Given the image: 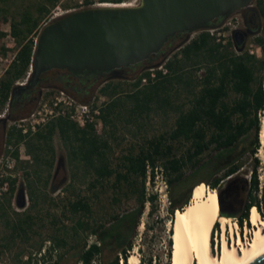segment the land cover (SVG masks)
<instances>
[{"label":"trees","instance_id":"trees-1","mask_svg":"<svg viewBox=\"0 0 264 264\" xmlns=\"http://www.w3.org/2000/svg\"><path fill=\"white\" fill-rule=\"evenodd\" d=\"M10 1L12 0H0L3 5L0 7V20L9 23L8 35L13 41L11 48L0 46V54L4 57L10 54L11 57L0 76V114L7 108L12 120L24 119L25 115L31 113L26 109L35 107L38 103L39 95L35 96V93L43 84L48 88L45 99L56 92H64L76 102L92 104L93 107H96L101 98L106 99L100 104L99 118L102 126L111 125L115 129V120L120 117L126 126L133 125L139 130L143 126L142 121L147 120L151 113L175 114L169 131L146 138L140 145H131L115 166L108 156L110 147L94 124L79 126L68 116H58L35 132L28 130L23 133L15 124L9 126L5 137V150L8 154V147H11L10 156L15 160V169H20L26 177L28 200L31 201L29 210L36 208L39 186L46 188L50 184L51 170L56 158V135L67 151L68 162H77L76 167L81 165L85 173L93 175L88 182L90 191L102 189L109 183L114 191L120 192L125 186L129 193L136 195V210L128 212L121 219L119 216L112 217L113 221L120 219L117 227L128 229L127 235L118 240V233L105 232L103 225H95L90 230L102 241L101 245L93 244L87 248L84 243L73 247L74 264H92L95 257L99 259L97 264H120V260L122 264H128L133 248L131 238L145 205L148 203L150 206L148 219H151L157 210L156 194H147L145 191L148 168L151 169V179L154 178L156 169L165 175L170 198L167 213L173 222L175 214L190 204L192 191L196 187L204 183L208 189L218 191L226 180L232 183L231 179L243 174L248 154L249 158H253L249 182L246 179L241 180L243 185L239 187L240 192L236 191L227 200L230 205L227 209L220 205L219 215L233 219L240 228L251 225L250 213L253 209H256L264 220V187L259 186V162L257 157H254L261 143L260 115L264 110V0H256L253 3L261 18L258 28L260 31L254 38L258 52L250 53L249 49L238 52V47L232 41L227 40L223 45L208 31H202L187 43L180 42L173 51L165 52L171 41L186 36L178 33L145 61L116 71H47L25 96H21L22 93L14 96L13 89L16 83L24 80L29 73L41 24L62 0H32L16 15L9 14ZM123 1L85 0L84 7H91L95 3L120 4ZM63 6L77 8L69 3H63ZM220 23L222 22H219V26ZM211 26L217 27L216 24ZM5 35L0 32V37ZM177 47L179 48L176 49ZM145 64L151 66L145 67L131 78L124 74ZM161 64L167 69V74L156 72L155 78L152 79L149 69ZM202 68L203 74L196 78L195 72ZM143 79H146L144 84ZM182 94H186V103L177 102ZM28 100L31 103L25 107ZM20 145L24 146L30 161L20 159ZM43 175L45 179L41 181ZM137 181H140L139 189L135 187ZM189 183L188 194L181 199L180 187ZM16 185L17 178H11L9 193L0 203V219L4 220V225L9 230L7 236L0 238V250L8 249L17 239L28 241L31 235L38 234L37 231L43 227L45 219L39 212L32 215L26 211L21 214L14 212L16 219L11 220L9 212L14 207L12 201L16 194ZM60 188L61 184H52L50 190L54 193ZM93 195L97 197V192ZM232 202L239 203V206L231 207ZM61 208V215H87L91 212L89 198L80 195H76L74 199H66ZM156 220L164 224L157 215ZM130 221H133L132 230L126 226ZM59 222L55 215L51 216L49 221L54 227ZM213 227L214 231L218 230V223ZM88 229L86 222L78 220L73 233ZM152 230L153 227L147 221L144 234L147 236ZM172 233L173 229H170V237ZM108 237L112 238V243H106ZM55 246L66 247L67 243L59 238L55 240ZM104 251L112 252V256L101 259ZM139 251H142L141 247ZM172 252L170 238L167 241L165 264H172ZM50 253L51 249H48L46 254L39 258L18 259L16 264H62L64 255L58 256L54 262H47ZM139 260V264H152L151 259L147 263L144 257Z\"/></svg>","mask_w":264,"mask_h":264},{"label":"rangeland","instance_id":"rangeland-1","mask_svg":"<svg viewBox=\"0 0 264 264\" xmlns=\"http://www.w3.org/2000/svg\"><path fill=\"white\" fill-rule=\"evenodd\" d=\"M32 0H12L8 2L9 6V14L16 15L18 12L21 11L22 8L28 6ZM63 3L71 2L69 0H62ZM129 1V0H127ZM132 1V0H131ZM2 3L0 2V7H2ZM234 19L238 22V29L237 30H244L246 27L242 15L236 14L234 15ZM47 22V18L44 19L41 27ZM224 22L220 23V26ZM219 26V23L216 24ZM219 26V27H220ZM248 26H252V24L248 23ZM39 28V30L41 29ZM215 26H213L214 28ZM252 29L254 27H251ZM255 29V28H254ZM9 23H4L0 20V32L5 33V36L0 37V46H5L7 48L13 47V41L10 38L9 34ZM38 30V32H39ZM260 29H258L254 34L248 35L245 40V49L253 50L254 52H258V47L254 44V38L257 36ZM221 32V30H219ZM200 33V32H198ZM198 33L192 34L190 39L195 37ZM186 36L177 38L170 42V45L167 47L165 52L173 51L176 46L180 44V42H184ZM227 40L233 42L232 33L225 34L221 36L220 42L224 45ZM10 54L7 56H2L0 54V76L2 75L5 68L8 66L10 62ZM160 59V58H159ZM150 67L151 64H145L142 67L134 70V71H126L124 74H127L129 78L133 77L134 75L138 74L142 69L145 67ZM203 68L195 72L196 78L200 77L203 74ZM27 76L24 80L20 81L19 83H25ZM17 84V83H16ZM264 85V82H263ZM48 92V88L46 85H42L39 89L36 90L35 96L39 95V101L35 105V107H31L30 109H26L27 112H31L29 115H25V118H28L32 113L36 112L43 104H48L54 97L59 95V92L54 93L51 97L45 99V94ZM106 101V99L101 98L99 100V104ZM178 103H186V94H182L178 101ZM32 110V111H31ZM26 112V111H25ZM7 108L0 114L6 115ZM15 116V115H14ZM175 118V114L173 112H168V114H163L161 112L151 113L147 120L142 121L143 126L141 129H137L133 125L126 126L122 117L118 120H115V124L117 128H113L111 125L97 127L98 131L101 133L102 138L107 141L110 150L108 151V156L113 166L118 163V159L126 153V151L130 148L131 145H140L142 141L146 138H150L152 136L158 135L164 131H169L173 125ZM261 125L264 121V110L261 112L260 115ZM19 120L14 121L10 120L7 124L11 126L13 124L18 125ZM102 129V130H101ZM3 137L2 128H0V138ZM261 140H259V143ZM54 147L56 151V158L55 164L53 169L51 170V178L50 184L44 188L41 185L39 186L40 189L37 191V205L36 208L33 210H29L31 201L28 200V189L26 186V177L22 174L20 169H14L16 178H17V190L22 187L25 191L26 196V206L23 209H18L16 206L13 207L9 212V217L11 220L16 219L15 213H25L26 211L30 212L32 215H36V212H39V215L44 219L43 227L40 228L36 235H31L30 239L26 242L17 239L8 249L0 250V264H16L18 259L26 260L28 257H32L33 259L39 258V254L42 253L43 250L47 251L48 249H52L54 246L57 249L58 256L64 255L62 260V264H74L73 260V247L86 244L87 238L91 235V228L95 227V225L100 224L104 226L105 232H114L120 235L119 239L122 236H126L129 232L128 229H123V227H117L119 225V220L121 217L125 216L128 212L134 211L137 209V204L135 200V193H129L126 187L124 186L122 190L119 192L114 191L110 184L104 186L102 189L98 190H89L88 189V182L92 179V174L85 173L84 168L81 165H77V162H68L67 158V151L63 146L60 138L58 135L54 137ZM19 155L20 159L23 161H30V157L27 155L25 148L23 145L19 146ZM5 157H3L2 162L4 163ZM248 158L246 160V164L244 170L242 171L243 174H239L237 178L231 179L232 183H228L226 180L223 184H221L220 188L217 193L220 195L221 205L224 209H227L230 205L227 203V200L233 196L236 191L240 192V188L242 187V179H246L249 182L250 177V169L253 164V158H249L248 154H246ZM257 157L259 162V167L257 170L259 186L264 187V145L260 143V147L257 151V154L254 155ZM158 179L157 185L153 184L151 181L148 185V179L145 182V191L147 194L157 193V210L156 213L153 215L151 219H148L147 214L150 210V206L147 203L144 207L143 214L140 217L139 224L135 229V233L132 236L131 240L133 243V251L136 252L138 258L144 257L145 262L147 263L149 259H151L152 264H165L166 262V249H167V241L171 238L169 235V230L173 229V222L170 221V217L167 213V209L169 207L170 198H169V189H167L166 193L162 192L159 193L161 190V179L166 181L165 175L160 174L158 172ZM41 181L45 179V175L41 176ZM71 181V184H69ZM230 181V180H229ZM52 184H61L60 190L56 192H51L50 187ZM206 189L207 186L202 183ZM231 184V185H230ZM70 185V186H69ZM140 181H137L135 187L137 189L140 188ZM190 187V183L184 186H181V199H184ZM231 187V188H230ZM210 190V189H207ZM156 191V192H155ZM242 191V190H241ZM97 192V197L93 195V193ZM242 193V192H241ZM16 195V194H15ZM76 195L85 196L89 198V203L91 206V212L87 215H71L69 213H65L61 215L62 208L61 205L65 202L66 199H74ZM166 195V196H165ZM244 198V194H242ZM190 202V200H189ZM239 203L232 202L231 207L236 208ZM264 210V208H263ZM15 212V213H14ZM57 216L60 220L59 224L54 227L52 226L49 221L51 216ZM156 215L163 220L164 224L157 222ZM176 215V214H175ZM119 216L120 219L118 221H113L112 217ZM260 219H262L260 217ZM78 220H82L89 225V229L85 231H80L76 234L73 233L74 227H76V222ZM149 221V225L153 227L152 232H149L146 236L144 234L145 231V224ZM232 222L229 226H227V230L225 231L227 242L231 245L234 242V238H238V231L241 234L243 245L247 246L250 244L254 239V227L250 225L249 227L243 226L240 228L239 225L236 223L237 228H235V221L230 219ZM123 222L121 221L120 224ZM218 223V233H217V247L215 248V240H214V227H213V244L211 245V251L213 255H219L220 253V241L222 236V225L219 221ZM232 224L234 230H232ZM143 225V227H142ZM126 226L133 229V221L126 223ZM59 229V230H58ZM9 234V230L6 229L4 225V220L0 219V238L3 236H7ZM64 239L67 243L66 247H56L55 240L56 239ZM98 239V238H97ZM98 241L101 242L99 239ZM112 243V238L108 237L106 239V243ZM50 243V245H48ZM40 249L38 250V248ZM141 247L142 251H139ZM173 254V252H172ZM112 256V252L104 251L101 259L107 258ZM121 264V260H120Z\"/></svg>","mask_w":264,"mask_h":264},{"label":"water","instance_id":"water-1","mask_svg":"<svg viewBox=\"0 0 264 264\" xmlns=\"http://www.w3.org/2000/svg\"><path fill=\"white\" fill-rule=\"evenodd\" d=\"M253 3L254 0H139L135 6L101 4L71 11L41 27L26 82L17 84L13 95L34 88L40 76L52 69L108 72L136 65L157 53L174 35L187 33L185 44L192 34L211 29L210 22H224L242 14ZM232 37L237 51L242 52L244 34L236 30ZM217 198L220 209L219 193ZM15 204L18 209L26 206L22 187L16 193ZM250 264H264V254Z\"/></svg>","mask_w":264,"mask_h":264},{"label":"bare ground","instance_id":"bare-ground-1","mask_svg":"<svg viewBox=\"0 0 264 264\" xmlns=\"http://www.w3.org/2000/svg\"><path fill=\"white\" fill-rule=\"evenodd\" d=\"M108 4L103 5L109 6ZM260 140L264 145V121ZM192 192L190 204L176 213L173 222L172 264H250L264 254V220L260 219L256 209L250 213V223L254 227L253 241L247 246L243 245L238 231V238H234V242L229 245L225 231L232 222L219 215L217 192L207 190L204 185H199ZM217 221L222 225L218 256L212 254L210 243L212 228ZM234 227L237 228V225ZM139 262L133 251L128 264Z\"/></svg>","mask_w":264,"mask_h":264},{"label":"built area","instance_id":"built-area-1","mask_svg":"<svg viewBox=\"0 0 264 264\" xmlns=\"http://www.w3.org/2000/svg\"><path fill=\"white\" fill-rule=\"evenodd\" d=\"M69 1L74 7L77 8H65L63 6V1H61L50 11V13L47 16V22L57 17H60L66 13H69L71 11L85 8L84 7L85 0H69ZM255 1L256 0H254V2ZM138 2L139 0H132V1L124 0L122 3L115 5L125 6V7L135 6L138 4ZM101 4L104 3H95L92 6L101 5ZM237 29H238V22L237 20L234 19V16H232L226 21H224V23L220 27L217 26L208 29L207 31L211 35H214L216 37V41L219 42L221 36H224L225 34L233 33ZM219 30H221V32H219ZM250 53H254V51L250 50ZM149 71H150V77L152 79L155 78L156 72H161L163 75L167 74L168 72L163 64L150 68ZM142 83L143 84L146 83V79H143ZM17 84L22 85L25 83L18 82ZM58 116H68L72 121L77 123L79 126H84L86 124H94L96 125V127H99L101 125V119L99 118L100 116L99 103L96 105V107H93L92 104H81L73 100L71 97L67 96L64 92H59V95L54 97L48 104H43L39 109L36 110V112L32 113L28 118L19 120L18 125H16V127L22 129L23 133H26L28 130L35 132L39 127L46 124L49 120ZM14 169H15V160L11 156L9 157L6 156L4 163L0 167V200H2L9 193L10 179L16 177ZM150 170L151 169L148 168V172H147L148 185L150 184L151 181L153 182V184H156L157 183L156 181L158 179V175H157L158 172H160L161 176L162 173L161 171L159 170L157 171L156 169L154 173V178L151 179ZM161 184L162 187L159 193L162 192L166 193L168 189L166 181L161 179ZM152 194H157V193L152 192ZM217 233L218 230H215L214 231L215 248L217 247ZM93 244L97 246L101 245L97 239V236L91 234L87 238L86 247L88 248L90 245ZM48 245H50V243H48ZM45 254L46 251L43 250L42 253L39 254V256L41 257ZM57 257H58L57 249L52 247L50 257L47 262H54L57 259ZM98 261H99L98 257H95L92 261V264H97Z\"/></svg>","mask_w":264,"mask_h":264},{"label":"flooded vegetation","instance_id":"flooded-vegetation-1","mask_svg":"<svg viewBox=\"0 0 264 264\" xmlns=\"http://www.w3.org/2000/svg\"><path fill=\"white\" fill-rule=\"evenodd\" d=\"M241 15H242V18H243V21H244L246 27L244 28V30H240V32H242L244 34V40H246L248 35L254 34L258 30V28L261 24V18L258 15L257 11L255 10L254 6L247 9L246 11H244ZM219 22H222V19H216V20L210 22V25H215ZM248 23L252 24V26H248ZM251 27H254L255 29L254 28L252 29ZM183 34L186 35L187 33H183ZM28 91L29 90L21 91V93H22V94L20 93L21 96H25ZM30 103H31V101L28 100L27 103L25 104V107H28L30 105ZM11 116L12 115H10V113L0 116V128H2V131H3V137L0 138V167L3 164V162H2L3 157L4 156L9 157L10 153L12 151L10 146L8 147V151H9L8 154L6 153V150H5V148H6L5 147V137H6L7 129L9 128V126L7 127V124L10 122ZM4 198L2 200H0V203H2ZM12 205L16 206L15 197L12 201Z\"/></svg>","mask_w":264,"mask_h":264}]
</instances>
